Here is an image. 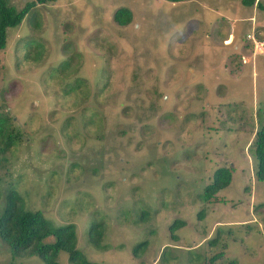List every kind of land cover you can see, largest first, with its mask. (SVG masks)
<instances>
[{
    "label": "rangeland",
    "instance_id": "rangeland-1",
    "mask_svg": "<svg viewBox=\"0 0 264 264\" xmlns=\"http://www.w3.org/2000/svg\"><path fill=\"white\" fill-rule=\"evenodd\" d=\"M29 13L0 49V115L20 132L0 156V212L13 188L53 226L72 223L97 263L264 264L250 150L264 126V0H55ZM220 166L231 180L204 202ZM0 264L44 263L0 240Z\"/></svg>",
    "mask_w": 264,
    "mask_h": 264
},
{
    "label": "trees",
    "instance_id": "trees-1",
    "mask_svg": "<svg viewBox=\"0 0 264 264\" xmlns=\"http://www.w3.org/2000/svg\"><path fill=\"white\" fill-rule=\"evenodd\" d=\"M55 0H30L16 9L8 3V0H0V49L6 45V29L18 26L27 13L29 15L37 4L53 2ZM168 2H179L185 0H166ZM255 0H241L245 6H250ZM258 6L262 7L260 4ZM113 21L124 26L131 20V12L126 7H118L112 15ZM33 41L31 40L30 43ZM24 44H29V41ZM67 64L64 61L60 66L62 71ZM73 87L70 86L69 89ZM7 117L0 115V156L10 147L17 144L20 132L9 128ZM250 150L255 158L254 177L256 180L264 181V126L259 127L253 134ZM232 167L220 166L213 171L211 180L203 187L199 198L204 202L214 199L218 190L226 187L232 175ZM198 216H203L199 213ZM182 220L175 219L169 226L172 232ZM102 223L92 221L87 229V242L94 247H101ZM172 238L176 237L170 234ZM51 237V240H45ZM0 240L4 243L12 259L36 256L44 264H59L57 255L64 251L70 264H105L89 261L75 247L76 233L72 223L53 226L40 210H27L23 207L21 198L16 190L9 189L4 195V204L0 212ZM146 247V241L138 242L131 251L133 256L141 253ZM218 254L213 255L215 258Z\"/></svg>",
    "mask_w": 264,
    "mask_h": 264
},
{
    "label": "built area",
    "instance_id": "built-area-1",
    "mask_svg": "<svg viewBox=\"0 0 264 264\" xmlns=\"http://www.w3.org/2000/svg\"><path fill=\"white\" fill-rule=\"evenodd\" d=\"M247 37L249 38V35Z\"/></svg>",
    "mask_w": 264,
    "mask_h": 264
}]
</instances>
